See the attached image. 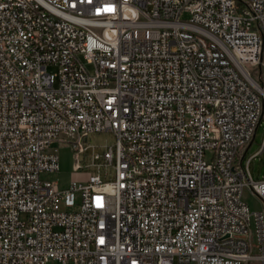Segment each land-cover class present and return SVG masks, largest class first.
Instances as JSON below:
<instances>
[{
	"label": "built area",
	"instance_id": "obj_1",
	"mask_svg": "<svg viewBox=\"0 0 264 264\" xmlns=\"http://www.w3.org/2000/svg\"><path fill=\"white\" fill-rule=\"evenodd\" d=\"M263 58L264 0H0V264H264ZM102 131L112 179L45 176Z\"/></svg>",
	"mask_w": 264,
	"mask_h": 264
},
{
	"label": "rangeland",
	"instance_id": "obj_2",
	"mask_svg": "<svg viewBox=\"0 0 264 264\" xmlns=\"http://www.w3.org/2000/svg\"><path fill=\"white\" fill-rule=\"evenodd\" d=\"M183 15L182 18H185ZM91 68V67H89ZM46 71L49 73L56 74L57 68L51 64L46 66ZM251 77L256 85H259V93L263 102L262 106V120L260 125L255 131V135L251 142L242 152V162L243 164L249 161V173L253 181H259L264 177V58L250 70ZM256 85V86H257ZM115 136L110 131L93 132L90 133L86 140L83 141V145L86 150L80 153L78 160L82 166L80 170H75L73 168L75 158L73 156V150L71 145H61L54 142L51 147L54 148L58 154L59 169L57 172L49 175H45L50 179L54 180L59 189H64L72 181L84 182L87 180L90 174L99 173L103 181H108L112 179L114 174V168L111 165L100 166L98 168L97 164L101 160H92V155L94 152L102 154L103 151L111 146L113 151L115 150ZM206 158H210V154H206ZM242 201L247 203L251 210H261L263 209L262 201L253 195L251 191L244 187L241 195Z\"/></svg>",
	"mask_w": 264,
	"mask_h": 264
},
{
	"label": "bare ground",
	"instance_id": "obj_3",
	"mask_svg": "<svg viewBox=\"0 0 264 264\" xmlns=\"http://www.w3.org/2000/svg\"><path fill=\"white\" fill-rule=\"evenodd\" d=\"M256 85H257V83H256ZM256 87H258L260 89V87L258 85Z\"/></svg>",
	"mask_w": 264,
	"mask_h": 264
},
{
	"label": "water",
	"instance_id": "obj_4",
	"mask_svg": "<svg viewBox=\"0 0 264 264\" xmlns=\"http://www.w3.org/2000/svg\"><path fill=\"white\" fill-rule=\"evenodd\" d=\"M259 86V85H258Z\"/></svg>",
	"mask_w": 264,
	"mask_h": 264
}]
</instances>
